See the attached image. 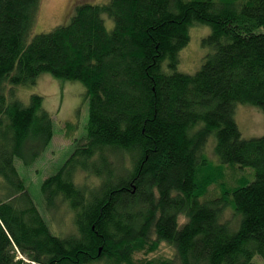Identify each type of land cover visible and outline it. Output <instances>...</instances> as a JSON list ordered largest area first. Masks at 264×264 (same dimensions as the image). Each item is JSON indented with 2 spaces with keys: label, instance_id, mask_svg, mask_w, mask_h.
Listing matches in <instances>:
<instances>
[{
  "label": "trees",
  "instance_id": "obj_1",
  "mask_svg": "<svg viewBox=\"0 0 264 264\" xmlns=\"http://www.w3.org/2000/svg\"><path fill=\"white\" fill-rule=\"evenodd\" d=\"M41 2L0 0V264L264 260V135L244 138L234 113L239 103L264 109V0L83 3L31 37ZM198 22L211 28L210 51L185 73L180 50ZM42 73L84 82L89 100L87 133L41 185L47 209L74 212L67 236L52 231L15 163L32 165L55 133L42 94L15 96ZM213 131L215 163L204 152ZM226 165L252 166L255 179L208 196ZM80 171L97 181L80 184ZM162 241L173 257L143 254Z\"/></svg>",
  "mask_w": 264,
  "mask_h": 264
},
{
  "label": "rangeland",
  "instance_id": "obj_2",
  "mask_svg": "<svg viewBox=\"0 0 264 264\" xmlns=\"http://www.w3.org/2000/svg\"><path fill=\"white\" fill-rule=\"evenodd\" d=\"M108 0H42L38 13L37 22L32 30L31 37L38 32H47L59 24L68 23L76 10V7L83 3H103ZM104 23L108 29H112L115 22L108 14H103ZM190 30V41L180 51V63L178 70L185 73H196L203 63V58L210 51L203 45V38L211 32L210 26L203 23L192 24ZM35 83L20 84L14 87L16 97L24 103H30V96L33 93L42 94L44 97V108L52 115L54 123V136L50 144L43 150L41 155L32 165H24L23 161L16 158V166L22 177L25 178L32 197L40 207L47 219L50 228L56 235L67 236L76 229L74 224V212L65 203H60L57 209H47L42 195V183L51 174L55 173L74 150L76 140L87 133L86 126L90 114L87 88L80 80H69L58 78L50 73H42ZM10 91L8 99H12ZM235 118L239 124L241 134L244 138H251L264 135V109L260 105L250 103H239L235 108ZM202 126V123L198 127ZM209 137L204 152L212 162H218L219 157L215 155L217 135L213 131ZM77 180L80 184L93 185L97 178L90 173L80 171L77 173ZM255 169L252 166L241 168L226 165L223 179L209 187L208 196L222 197L224 188L233 189L238 184H245L248 180L255 179ZM227 190V189H226ZM232 197V194L229 195ZM228 196V197H229ZM229 197V198H230ZM227 204L224 218L235 222L234 209ZM155 252L143 254L148 258L155 256L173 257L175 248L167 241H162ZM252 264H264L261 257L256 256Z\"/></svg>",
  "mask_w": 264,
  "mask_h": 264
}]
</instances>
